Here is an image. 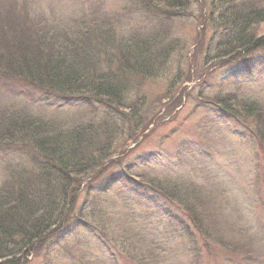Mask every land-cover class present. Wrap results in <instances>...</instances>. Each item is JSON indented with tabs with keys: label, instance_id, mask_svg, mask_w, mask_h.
Masks as SVG:
<instances>
[{
	"label": "trees",
	"instance_id": "1",
	"mask_svg": "<svg viewBox=\"0 0 264 264\" xmlns=\"http://www.w3.org/2000/svg\"><path fill=\"white\" fill-rule=\"evenodd\" d=\"M135 1L152 14L155 26L150 34L137 33L122 38L115 32L113 21L94 3L89 7L90 12H82L66 28L55 22L50 25L34 22L29 18L27 1L0 0V86L23 84L46 94L49 99L55 98L62 108L86 111L89 117L88 120L85 116L87 122L67 126L18 106L0 107V149L30 153L28 165L17 166L14 178L8 168L10 180L0 186V264L28 262L27 257L39 249L40 244L43 247L63 234L75 217L78 220L75 226L86 225L83 213L76 216L82 185L86 180L92 184L109 166L118 163L129 174H121L119 181L129 177L128 180L138 181L140 186L177 206L187 214L206 246L211 239L217 241L213 235L223 239L220 226L227 224L220 223L223 209L213 199L215 196L230 197V204L240 214L242 207L256 209L264 203V111L258 101L250 98L222 95L214 104L223 115L258 123V129L252 131L255 136L252 139L259 150L251 153L249 165L256 174L245 180L247 183L241 182L242 185L230 181L234 185L230 195L222 188L221 192L217 189L220 194H207L203 185L210 181V176L193 174V181H187L188 177L137 175L133 162L123 163L124 153L140 132L157 122L152 112H143L148 103L145 96L136 95V102H132V93L138 86L134 78L145 82L162 74L178 45L174 34L176 23L181 19L203 21L204 17L193 15V11L200 2H208ZM208 10L205 23L211 25L214 32L207 62L219 64L264 50V40L254 34V29L264 24V0H209ZM96 110L103 112L100 115ZM120 140L123 143L119 144ZM119 155L123 156L115 159ZM147 161L145 157L138 164L146 165ZM129 199L143 205L135 195ZM129 199L124 197L122 202ZM146 199L158 206L155 198ZM160 206L163 212L173 214L169 217L171 220H177L182 226L179 230L164 228L169 230L167 237L180 245L171 250L164 247L163 241H149L126 222L125 232L134 235L131 240L152 249V254L142 257L139 264H175L163 258L166 250L185 251L190 247L185 241L193 246L190 228L177 215ZM95 208L97 213L96 205ZM240 227L232 225V232L242 237L245 232L249 235L248 225L246 230ZM234 247L238 245L231 246Z\"/></svg>",
	"mask_w": 264,
	"mask_h": 264
},
{
	"label": "rangeland",
	"instance_id": "2",
	"mask_svg": "<svg viewBox=\"0 0 264 264\" xmlns=\"http://www.w3.org/2000/svg\"><path fill=\"white\" fill-rule=\"evenodd\" d=\"M24 1L29 3V18L34 22L40 21L41 25L55 22L67 28L82 12H90L89 7L94 3L113 21L115 32L122 38L137 33L150 34L155 26L152 14L147 13L135 0ZM207 1L205 4L200 2L193 11V15L201 14L203 21L181 19L176 23L174 34L178 45L175 46L170 65L162 74L145 82L134 78L138 86L132 93V102H136V95L138 98L145 96L148 103L143 112H152L157 122H152L140 132L137 140L124 153L123 163L133 162L137 175L188 177L187 181H193V174L210 176L213 180L210 178L203 185L207 194H220L222 188L224 193L230 195V189L234 188L230 181L241 183L256 174L254 167L249 165L252 154L259 150L252 139L255 137L252 131L258 129V123L223 115L214 104L218 97L234 94L239 98L258 101L264 111V50L251 56L230 58L219 64L208 63L214 29L205 23V15L209 11ZM254 34L264 40V24L256 27ZM47 97L23 84L0 86V107L18 106L45 120L58 121L67 126L86 121V111L62 108L55 98ZM102 112L96 110L95 113L101 115ZM29 154L14 149H0V186L10 180L8 168L12 170L14 178L17 166L22 168L28 165ZM122 156H115V159ZM145 157L146 160L148 158L146 165L138 164ZM124 170L118 163L109 166L105 174L92 184L86 180L77 200L76 216L83 213L88 223L75 226L78 220L72 217V222L63 234L46 242L43 247L40 244L39 249L32 253L33 257L30 255L28 262L21 264H139L142 257L152 254V249L131 240L134 235L129 236L125 232L124 227L128 226L126 222L134 232L141 233L149 241H163L164 247L172 250L180 244L170 240L166 233L169 230L164 228L167 226L179 230V226H182L177 220H171L173 214L163 212L160 205L184 221L190 228V239L193 241V246L184 242L190 246L185 251L177 248L175 251L166 250L163 258L168 259L167 262L264 264V203L256 209L242 207V217L230 204V197L215 196L213 199L223 209L220 223L227 224L220 226L223 239L213 235L217 241L211 239L206 246L187 214L177 206L140 186L138 181L128 180L129 177L119 181L121 174L129 176ZM133 194L143 202L142 206L129 199ZM124 197L129 201L122 202ZM149 197L158 201L157 207L146 199ZM235 224L241 225L240 228L244 230L248 225L249 235L245 232L242 237L232 232L231 226ZM236 244L237 248H231Z\"/></svg>",
	"mask_w": 264,
	"mask_h": 264
}]
</instances>
